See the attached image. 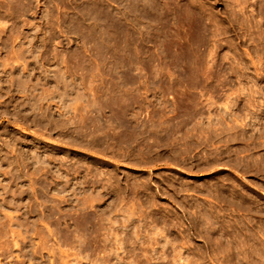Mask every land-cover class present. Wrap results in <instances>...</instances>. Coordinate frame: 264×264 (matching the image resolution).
Segmentation results:
<instances>
[{"label":"rangeland","instance_id":"rangeland-1","mask_svg":"<svg viewBox=\"0 0 264 264\" xmlns=\"http://www.w3.org/2000/svg\"><path fill=\"white\" fill-rule=\"evenodd\" d=\"M0 264H264V0H0Z\"/></svg>","mask_w":264,"mask_h":264}]
</instances>
